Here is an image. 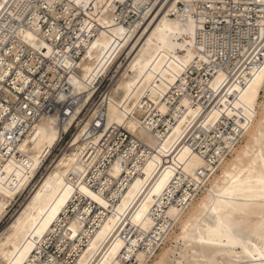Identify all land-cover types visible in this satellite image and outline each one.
Returning <instances> with one entry per match:
<instances>
[{
    "label": "bare ground",
    "instance_id": "obj_1",
    "mask_svg": "<svg viewBox=\"0 0 264 264\" xmlns=\"http://www.w3.org/2000/svg\"><path fill=\"white\" fill-rule=\"evenodd\" d=\"M180 1L161 0L153 11L141 9L135 21L126 22L125 16L118 21L116 9L127 0H68V8L76 5L85 13L92 2L95 7L90 15L96 22L80 21L83 33L74 42L85 46L77 73L68 77L77 104L66 109V118L57 109L36 115L39 108L33 106L25 112L26 101L11 112V155L0 154V222L36 182L64 133L75 124L77 130L0 232V264H39L53 233L77 251L73 264H264V108L258 109L264 34L257 35L261 42L252 65L237 68L251 47L235 44L238 62L216 65L212 61L225 53L215 45L217 38L199 32L194 19L169 14ZM147 2L132 0L136 7ZM54 6L47 5L53 11ZM28 9L35 20L11 28L70 71L68 52L75 46L57 48L47 39L59 31L55 25L42 29L37 5L11 0V15L19 20ZM113 69L117 74L104 99L83 114L96 83ZM191 70L199 73L194 83ZM208 72L212 77L205 78ZM18 81L15 88L22 91ZM36 95L33 101L40 104V90ZM68 98L62 91L57 101ZM11 99H17L12 90ZM116 127L131 133L130 146L107 166V136ZM93 204L102 211L95 216L97 226L88 227ZM178 225L176 245L153 260ZM51 263L59 261L52 256Z\"/></svg>",
    "mask_w": 264,
    "mask_h": 264
},
{
    "label": "built area",
    "instance_id": "obj_2",
    "mask_svg": "<svg viewBox=\"0 0 264 264\" xmlns=\"http://www.w3.org/2000/svg\"><path fill=\"white\" fill-rule=\"evenodd\" d=\"M30 1L35 3L39 9V21L42 29L47 32L55 25L59 31V35L55 39L52 40L49 38L47 40L53 42L60 50L66 48L68 44L75 46L68 52L73 59L74 65L70 71L66 72L60 65L55 64L52 59L40 52L37 53L32 46L23 42L17 32L19 28H11V24H15L16 26H29L36 18L34 12L28 9L24 13L23 19L19 20L11 15V0H0V154L3 153L6 156L11 155V112L15 113L22 101L28 102V106L25 105L23 108L25 112L30 113V110H28L29 107H38L39 111L36 112V115L39 112L50 113L57 109L62 113V117L66 118L68 116L66 109L70 108L73 110L75 108L77 99L73 98L72 85L68 82V77L71 73H77L78 65L84 57L85 46L79 48L77 45H74V42L79 38V34L83 33L80 21L83 19L89 21L92 18L90 13L95 10L93 2L88 7L89 13H85L76 5L68 8V0ZM160 1L148 0L146 4L143 6L140 5V7L134 6L132 0L118 3L116 9L117 14H120L118 21L125 16L127 19L126 22H133L139 17L141 9L150 8L153 11ZM49 2L55 4L54 11L48 9L47 5ZM169 14L173 17L179 16L183 21L192 18L198 25L197 30L199 32L219 39V42L217 39L215 40L217 41L215 45L224 49L227 56L225 53L224 55L221 53L219 58H215L212 61L216 65L225 66L224 64L228 59L238 62V52L234 53L237 50L233 51L234 44L240 45V47L243 45L251 47V49L246 50L248 52L241 58L242 61L237 65V68L243 63L246 66L253 64L252 60L255 56L253 50L261 42V38L256 40L257 35H260V33L264 34V0H181L175 7L170 8ZM93 20L96 22L95 18ZM226 42L229 44L226 45ZM251 54L252 56L249 58ZM120 61L125 63L126 57L123 55ZM49 65L53 66V69H49ZM210 65L207 64L214 71V68ZM116 74L117 69H113L109 75L100 78L96 83L97 89L93 95V100L85 108L83 114L88 112V107L91 108L96 101H102L104 99L106 91L112 83V78ZM190 75L191 83H194L193 80L199 76V73L197 70H191ZM203 76L205 78L209 76L210 78L212 77V73L208 72V75L204 73ZM16 81L18 83H24L22 91L15 88L14 82ZM52 82H55V87L51 85ZM11 90L17 95L16 100L11 99ZM39 90L40 104L33 101L34 97L38 98L36 93ZM47 91L50 94L47 95ZM62 91L69 95V100L65 99L64 101L58 102L57 96ZM20 125L21 127L27 128L24 123ZM73 128L76 129L77 125L75 124L69 132L64 133L59 142V147L56 149L59 153L68 145L70 139L65 145L64 141L67 140V136ZM94 128H99V126L95 125ZM131 136V133L124 127L110 129L107 136L109 140L106 143L110 150L107 154L108 159L104 158L105 165L109 166L110 162L116 158L118 152L128 150ZM89 175L92 177V171ZM92 185L95 187L96 183L93 181ZM187 188L194 192V186L190 188L187 186ZM182 193L183 191H179L177 196H180ZM78 203L85 205L86 201L82 200L78 201ZM71 206L70 214H74V206ZM91 207L90 215L93 219L88 223V227L97 226L98 219L95 216H98L102 211L96 204H93ZM59 235V233H53L51 235L50 240L44 246L45 249L40 256L39 264L52 262V256L57 258L59 264L63 261L68 264L74 263V260L77 258V251L68 243L58 242ZM160 245L156 251L159 250ZM82 247H85V243L82 244Z\"/></svg>",
    "mask_w": 264,
    "mask_h": 264
},
{
    "label": "rangeland",
    "instance_id": "obj_3",
    "mask_svg": "<svg viewBox=\"0 0 264 264\" xmlns=\"http://www.w3.org/2000/svg\"><path fill=\"white\" fill-rule=\"evenodd\" d=\"M177 38H181V37L177 36ZM180 52H182V51H180ZM259 101H260V104H259V106H258V109H259V113H260V112L262 111V109L264 108V91L262 92ZM76 130H77V129H75V128L72 129V131H71V132L68 134V136H67V140L64 141V145H65V143H66L69 139L71 140V138H72V136L75 134ZM245 140H246V136H245L244 140L242 141V143H240V145L236 148V150L232 153V155H230V156L227 158L226 161H228L229 159H231V158L235 155V152H236L238 149H240V147L245 143ZM67 146H68V145H67ZM67 146H66L64 149H66ZM58 147H59V146H58ZM58 147H57V148H58ZM57 148H55V150H56ZM64 149H62V151H61L60 153H59V151H57V150L55 151V150L53 149V152H52V154L49 156V158L54 159V160H51V159L48 158V160H47V162H46V164H45L46 166H44V167L41 169L40 173L37 175L36 182L33 184L34 187L31 186V187L29 188V190H27L26 192L20 194L19 197L16 198V200L14 201L13 205L11 206V208H10V210H9V214L6 216V218H4V219L0 222V232H1V231L3 230V228L9 223V221L13 218V216L18 212V210L22 207V205L24 204L23 202H25V201L28 199V197L30 196V194H31L32 191L34 190L35 186L39 183V181L41 180V178L45 175L46 171H48V170L50 169V167L52 166L51 164L54 163L53 161H55V159L58 158V156L64 151ZM49 163H50V165H49ZM219 172H220V169H219V171L217 172V174H218ZM213 180H215V177L213 178ZM213 180H212V182H213ZM23 195H24V196H23ZM205 195H206V193H204L202 196H200V197L196 200V202H197L199 199H201L203 196H205ZM178 232H179V225L176 227V229H175V231H174L172 237L170 238V240L167 241V243L165 244V246H164L162 249L159 248V250H158V252H157V255L153 258V260H155V259L161 254L162 251H164V250H166V249H169V248H171V247H174V246L176 245L177 242L175 241V238H176ZM181 245H182V242H180V244H179V248H180ZM161 246H163V245H161ZM160 249H161V250H160Z\"/></svg>",
    "mask_w": 264,
    "mask_h": 264
}]
</instances>
